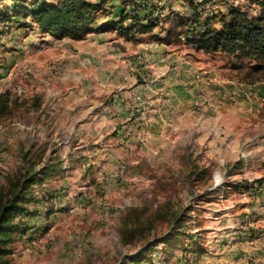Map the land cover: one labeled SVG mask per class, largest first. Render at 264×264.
<instances>
[{
  "label": "rangeland",
  "instance_id": "rangeland-1",
  "mask_svg": "<svg viewBox=\"0 0 264 264\" xmlns=\"http://www.w3.org/2000/svg\"><path fill=\"white\" fill-rule=\"evenodd\" d=\"M42 1L44 0H0V15H5V19H8H0V92H18L20 88L23 92H48L49 84L62 85L61 81L45 79V73L40 66L39 71L33 66H28L19 72L14 65H9L13 59L8 53L14 50L10 44L11 36L16 30L25 27L37 28L34 29L36 37L41 38L43 32L34 23L30 11ZM131 1L136 4V16H140L145 24L149 20L158 24L152 33L133 31L127 34L122 30L111 31L108 36H118L123 42H119L124 48L122 53L131 58L138 57L139 51L145 45L164 43L169 29L175 24L174 14H180L190 20V29H184L181 36L184 40L186 35H194L199 30L194 18L203 23L209 16L226 13L228 7L233 4L247 10L251 15L258 12V6L251 0H213L208 6L205 5L204 10L195 14V7L183 0ZM105 2V10L106 7L113 10L122 9L123 13L129 16L124 25H130L134 21L135 16L131 15L132 11L127 10L126 0ZM15 5L18 7L14 8ZM22 35L26 37L27 33L20 34L21 37ZM170 36L176 46L179 42L183 44L173 32ZM179 47L188 52L186 56H190L202 67L195 73L199 83L211 85L216 82L213 71L207 69H230L231 61L224 59L223 55L207 56L202 52L191 51L185 46ZM204 66L207 69L203 68ZM241 66L244 70L237 72L239 76L230 69L231 75L234 74L230 79L237 83L227 85L229 92L233 93L227 104H234L241 109L238 113L227 114L226 134L246 140L247 144L242 149L245 153L251 152V157L227 170L226 167L219 166L217 162L205 157L201 143L189 142L191 135L187 125L182 130L177 123L168 121L160 136L150 137L149 130L145 128L146 132L143 131V136L138 138L140 146H134L131 150L133 154L122 153L120 169L123 176L120 182L124 186L118 192H112V201H109V195L105 197L106 193L99 192L101 195L88 194L85 202L62 204L63 206L58 202L62 207L58 210L60 215L55 221L48 223V218L44 219L42 226L32 236L26 234V239H18L14 244L12 264H139L127 261V257L139 252L146 242H155L158 238L166 236L175 226L179 233L177 239H170L171 244L167 250L162 249V244L157 246L152 261L149 260L152 250L147 249L148 260L141 264H190L194 257L191 251L194 250L191 247L192 237L202 241L208 233L206 229L199 232L207 225L204 218L213 211L218 214L220 210H216L219 207L215 206L224 200L237 203L236 199L242 194L238 193L236 185L242 180H245L242 189L250 191L251 188H257V181L264 179L256 177L264 173V67L256 69L255 62L247 60L242 61ZM99 67L102 73L106 71L112 76V65L107 66L102 62ZM75 85L76 82L71 81L63 83L62 87L70 89L75 88ZM205 96L200 90L193 101L197 112L208 108ZM30 118V112L21 109L12 117L2 120L0 125L7 132L27 129L25 126L30 125L25 124L29 123ZM1 138L5 139L6 146H0V187L8 186L13 177L26 172H38L49 164L46 157L49 146L41 142V139L33 141L31 145L28 137L12 139L11 143L9 136L1 135ZM35 138L33 137V140ZM132 159L135 162H131ZM132 170L135 171L134 175L131 174ZM235 172L238 173L234 175ZM217 174L222 176L218 185ZM64 177L57 173V169L39 174L37 183L33 186L35 197L39 198L38 202H48L47 207H50V200L46 197L55 188H64L63 181L68 184H64L65 186L71 188L70 193L73 192L71 185L79 186L78 182L81 180L78 176H73L72 179ZM250 183L252 184L247 186ZM98 188L103 191L99 185ZM232 188L238 191H232ZM254 196H258V193ZM104 197L108 198L107 201ZM263 197L257 201L263 203ZM37 199L28 205L29 208H34L31 209L34 217L38 216V211L35 210ZM251 199L253 198L249 195L246 198ZM76 206L81 208L72 212Z\"/></svg>",
  "mask_w": 264,
  "mask_h": 264
},
{
  "label": "crops",
  "instance_id": "crops-1",
  "mask_svg": "<svg viewBox=\"0 0 264 264\" xmlns=\"http://www.w3.org/2000/svg\"><path fill=\"white\" fill-rule=\"evenodd\" d=\"M106 8L94 24L96 30L104 29L90 33L83 40L58 39L48 33L38 39L34 30L37 28L30 27L19 28L11 36L14 50L8 53L13 59L9 65L19 72L28 66L36 70L40 66L45 79L61 81L62 85L49 84L48 92H19L23 97L38 99L36 111H30L32 118L25 124L30 126L11 132L4 128L1 135L9 136L10 143L12 139L28 137L33 145V141L41 139L49 146L47 171L57 169L66 179L78 176L81 180L78 187L71 185L72 193L63 181L64 188H55L46 197L50 207L48 202L42 204L36 198L38 216L32 215L33 207L29 208L32 214L23 216L30 236L42 226L44 219L48 218V223L55 221L62 204L85 202L88 194L99 192L106 193L105 197L109 195L112 201V192L124 186L120 182L122 153L133 154L131 150L140 146L138 138L143 136L145 128L150 137L160 136L168 121L177 123L182 130L187 125L189 142L201 143L205 157L227 170L252 155L242 149L246 140L226 134L227 114L241 109L227 104L233 94L227 85L237 83L230 79L235 74L231 75V68L215 70L204 66L213 71L216 82L199 83L195 73L202 67L179 46L202 51L180 42L176 46L172 40L145 45L138 57L131 58L122 53L124 48L119 42H123L118 36H108L111 31H121L119 27H108L110 21L119 20L116 15L119 9ZM25 33L26 37L20 36ZM102 62L112 65V76L106 71L102 73L99 67ZM71 81L76 82L75 88L62 87ZM200 90L206 95L208 108L197 112L193 101ZM256 177L262 179L264 173ZM241 183L245 184V180ZM240 184L236 185L239 191L232 188L242 194L237 203L224 200L215 206L219 207L218 214L212 210L213 214L204 218L207 225L199 232L206 229L208 233L202 241L196 237L192 240L194 257L190 264H264V201H257L264 196V179L257 181V188L250 191L240 188ZM98 185L103 191H99ZM248 195L253 199L246 200Z\"/></svg>",
  "mask_w": 264,
  "mask_h": 264
},
{
  "label": "trees",
  "instance_id": "trees-1",
  "mask_svg": "<svg viewBox=\"0 0 264 264\" xmlns=\"http://www.w3.org/2000/svg\"><path fill=\"white\" fill-rule=\"evenodd\" d=\"M183 1L195 7L193 11L195 14L199 13V10H204L205 5L208 6L213 0H201L199 3L196 0ZM251 2L258 6L256 15H251L247 10L233 4L228 7L226 13L209 16L203 23L198 18H194L199 30L196 34L193 33L194 35L189 33L184 40L181 36L184 29H190L188 28L190 20L180 14H174L175 24L169 29L164 41L169 43L173 32L177 39L197 51L211 55H223L224 59L231 61L230 68L237 76H239L237 72L241 73L244 70L241 65L245 60L255 62V68L262 69L264 67V0H251ZM16 7L18 6L15 5L14 8ZM104 8L103 1L44 0L31 9L30 13L34 23L43 33H48L58 39L83 40L90 33L104 29L94 28ZM116 15L119 20L110 21L108 27H119L127 34L133 31L152 33L158 27V24L152 20L145 24L140 16H135L134 21L126 27L124 24L129 16L124 14L122 9H119ZM5 18V15H0L3 21L8 20ZM36 104H38V99L23 97L19 92L0 93V122L7 117H12L21 109L28 112L36 111ZM48 168L49 165H46L38 172L23 173L11 178L8 186L0 187V264H12L11 257L15 253L14 244L18 239H26L28 227L23 216L33 213L28 207L37 198L33 186L37 183L39 174L45 173ZM243 186L244 183L239 185L240 188ZM175 221L177 223L178 219ZM178 236L179 233L175 226L161 239L146 242L139 252L128 256L127 261L139 264L147 262V249L152 250L149 256V260L152 261L153 252L157 246L162 244V249L167 250L171 244L170 239L175 240ZM192 240H194L193 237Z\"/></svg>",
  "mask_w": 264,
  "mask_h": 264
},
{
  "label": "built area",
  "instance_id": "built-area-1",
  "mask_svg": "<svg viewBox=\"0 0 264 264\" xmlns=\"http://www.w3.org/2000/svg\"><path fill=\"white\" fill-rule=\"evenodd\" d=\"M126 7H127V10L132 11V14L131 15H134L136 16L137 14V9H136V4L134 2H132L131 0H126ZM185 39V38H184ZM18 92H23V90L20 88L18 89ZM3 131V126H0V136H1V132ZM0 146L1 147H5L6 146V142H5V139L1 138L0 139ZM81 207L79 206H76L74 207L71 211L74 212L78 209H80ZM26 237V236H25Z\"/></svg>",
  "mask_w": 264,
  "mask_h": 264
},
{
  "label": "bare ground",
  "instance_id": "bare-ground-1",
  "mask_svg": "<svg viewBox=\"0 0 264 264\" xmlns=\"http://www.w3.org/2000/svg\"><path fill=\"white\" fill-rule=\"evenodd\" d=\"M216 180L218 183H220L222 181V176L220 174L216 175Z\"/></svg>",
  "mask_w": 264,
  "mask_h": 264
},
{
  "label": "water",
  "instance_id": "water-1",
  "mask_svg": "<svg viewBox=\"0 0 264 264\" xmlns=\"http://www.w3.org/2000/svg\"><path fill=\"white\" fill-rule=\"evenodd\" d=\"M219 183L217 182V185H218Z\"/></svg>",
  "mask_w": 264,
  "mask_h": 264
}]
</instances>
